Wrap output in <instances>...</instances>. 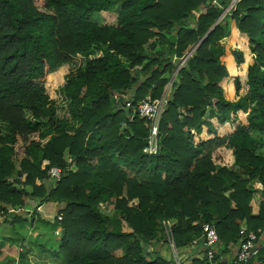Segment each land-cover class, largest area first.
I'll list each match as a JSON object with an SVG mask.
<instances>
[{"label": "trees", "instance_id": "1", "mask_svg": "<svg viewBox=\"0 0 264 264\" xmlns=\"http://www.w3.org/2000/svg\"><path fill=\"white\" fill-rule=\"evenodd\" d=\"M207 1L0 0V210L7 218L25 197L64 204L63 264H176L159 248L163 220L177 249L204 223L224 250L264 229L251 188L264 193V0H242L179 69L157 155L143 152L148 126L124 105L163 94L176 65L144 46L181 56L222 12L196 14ZM112 11L114 23L90 20ZM203 251L189 264H208ZM248 264H264V247Z\"/></svg>", "mask_w": 264, "mask_h": 264}, {"label": "rangeland", "instance_id": "2", "mask_svg": "<svg viewBox=\"0 0 264 264\" xmlns=\"http://www.w3.org/2000/svg\"><path fill=\"white\" fill-rule=\"evenodd\" d=\"M214 1L215 0H209L207 1V3H201L196 9V14H199V15L203 14L207 11V9H209L212 6L218 7L217 5L214 4ZM216 1L219 2V0H216ZM90 20L99 25L114 23L116 20V12L112 11V12H107V13L105 12L94 13L91 16ZM222 20H220V22ZM226 20H230V18H226ZM194 25H195L194 22L191 21L187 25V27L193 28ZM168 37L169 36H167V38ZM200 40L197 43L193 44L190 49L188 48L187 50H185L181 56H178L175 53L169 52L167 50V46L166 45L161 46L158 41H155V45L157 49L150 50L149 47L145 45L144 50L148 54L154 53L157 50H162V53H164L166 57L172 58L173 63L177 67L179 65V61H180L179 59L183 57L186 52H188L189 50L193 48H195V51H196L198 45L200 44ZM192 55H193V52L191 56ZM148 61L149 59L147 58L143 63L145 64ZM141 67L142 65H139L136 68L140 70ZM177 72H178V67L171 74L168 73L167 75L170 76V78H172L174 75L178 74ZM132 73H133V70H132ZM146 74H147L146 72L140 71L138 73V76L140 78H143V76H145ZM171 82L172 80L169 79V82L165 86L164 91L172 87L173 84ZM126 96L127 95H125L124 97ZM127 101H131V100H125L124 105H126ZM261 150H263V148ZM251 188L255 191V193L257 194V197L264 200V193L260 189L259 185H253V187L251 186ZM24 202L26 203V206H24V208H21L18 210H14V209L11 210V212H9V214L7 215V218H6L4 211L0 210V213H1L0 215V261H3L2 264H10L11 261H19L21 264H31L30 261H32V264H35L36 261H46L47 264H63V260L61 259L62 257H60L61 255H59L58 257L55 255V251H58L59 248H61V237L60 235L59 236L56 235L54 232H55V229L59 230L60 232H62L63 230L60 223L57 222L56 219H58L57 217H59V212L61 213V210L63 209L64 204L57 205L54 202H45L43 203V208L39 209L40 211L37 212L36 210L38 206H35V204L38 203L37 199L36 201H33L25 197ZM100 207L102 210L110 214L113 213V216L115 218L114 220L116 222L120 221V216H119L120 214H117L115 211H112L111 207H105L103 205H101ZM19 215L22 217L23 219L22 221L16 220L17 216ZM259 229H262V231H264L263 228H259ZM18 237L19 239H17ZM25 239H27L29 242H27ZM25 241L28 243L29 246L31 245L30 249H28L30 250V252L22 251V245H24L23 243ZM173 242H174V239H173ZM165 243H166V240H165ZM174 245H175V242H174ZM166 249H167L166 253H162L164 251H161L162 255L167 258L171 256L175 260L176 257L175 258L173 257L172 251L167 244H166ZM119 253L120 252L118 251L117 254ZM217 253L219 255V251ZM11 264H15V263H11Z\"/></svg>", "mask_w": 264, "mask_h": 264}, {"label": "built area", "instance_id": "3", "mask_svg": "<svg viewBox=\"0 0 264 264\" xmlns=\"http://www.w3.org/2000/svg\"><path fill=\"white\" fill-rule=\"evenodd\" d=\"M241 1L242 0H230L227 5L223 6L221 5L220 0L219 2L215 0L214 4L221 8L223 19L226 16L232 15ZM194 51L195 48L189 50L183 57L179 59V65L177 66L178 71L182 65H185L187 60L191 57L192 52ZM176 76L177 74L170 78V80H172V84ZM171 88H169L168 90L166 89L158 98L153 99L148 96L145 99L137 102L135 105H133L131 101H127L126 103V107H133V110L138 113L140 118L145 120L148 126V134L144 139L145 146L143 148V152L149 156L157 155L160 149L162 138L160 123L168 105ZM47 175L53 181L54 186L61 177V169L59 167L53 166L47 171ZM60 219L61 217H58V220ZM162 226L166 244L170 247L172 255L175 258L177 256V249L173 242L174 238L172 222L169 220H163ZM55 234L60 235V231L56 230ZM200 239L203 245V254L207 258L208 264H215L214 261L217 255L219 236L212 224H202V234L200 236ZM262 239L264 240V231H262V229L249 231L241 230L239 233V239L236 243L237 250L234 257L227 260V262H220L222 261L220 259L218 261V264H248L251 260H253L258 250H260L264 246V241L262 242Z\"/></svg>", "mask_w": 264, "mask_h": 264}, {"label": "crops", "instance_id": "4", "mask_svg": "<svg viewBox=\"0 0 264 264\" xmlns=\"http://www.w3.org/2000/svg\"><path fill=\"white\" fill-rule=\"evenodd\" d=\"M37 206H38V208H37L36 211L39 212L40 211L39 209L43 208V204H40V205H37ZM112 217L114 218L113 213H112ZM56 230L57 229H55V231ZM21 238H23V237H21ZM17 239H19V237ZM25 240L27 242H29L27 239H25ZM263 241L264 240L262 239V242ZM30 246L27 243V246H25V247L30 249ZM159 248H160V251H164L162 253H166V251H167L166 244H164L162 246H159ZM202 250H203V245H202L201 239L200 238L193 239L187 246H183V247H180V248L177 249V256H176V259H175L176 260V264H177V260L179 262H180V260H183L185 264H189V262H190L189 260H191L194 257H199L201 255ZM217 250L219 251V255H220L219 257L222 260L220 262H227V260L232 259L234 257V255L236 253V250H237V247H236L235 243L234 244L230 243L227 246L226 250H224V248H222V246L220 244V241H219V245L217 247ZM28 251L30 252V250H28ZM119 252H120L119 254L121 255V251H119ZM2 263H3V261H0V264H2ZM11 263L21 264L19 261H11ZM30 263L32 264V261H30ZM35 264H47V263H46V261H36Z\"/></svg>", "mask_w": 264, "mask_h": 264}, {"label": "water", "instance_id": "5", "mask_svg": "<svg viewBox=\"0 0 264 264\" xmlns=\"http://www.w3.org/2000/svg\"><path fill=\"white\" fill-rule=\"evenodd\" d=\"M222 19V14L218 17V19L215 21L214 25H212L210 27V29L204 34V36L201 38L200 42H202L204 40V38L207 36V34L214 28V26L220 22V20ZM64 229L62 230V234H64ZM24 245L27 246V242H24ZM177 264H180V262L177 260Z\"/></svg>", "mask_w": 264, "mask_h": 264}]
</instances>
